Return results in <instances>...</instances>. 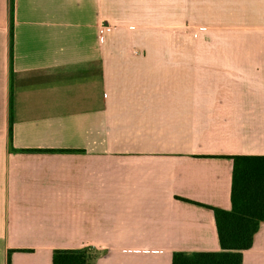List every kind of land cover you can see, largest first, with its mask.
I'll return each mask as SVG.
<instances>
[{
    "label": "crops",
    "instance_id": "obj_1",
    "mask_svg": "<svg viewBox=\"0 0 264 264\" xmlns=\"http://www.w3.org/2000/svg\"><path fill=\"white\" fill-rule=\"evenodd\" d=\"M235 155H264V0H0V264L221 251Z\"/></svg>",
    "mask_w": 264,
    "mask_h": 264
},
{
    "label": "trees",
    "instance_id": "obj_2",
    "mask_svg": "<svg viewBox=\"0 0 264 264\" xmlns=\"http://www.w3.org/2000/svg\"><path fill=\"white\" fill-rule=\"evenodd\" d=\"M232 157V207H212L222 250L176 251L172 264H242V251L252 246L259 222L264 220V155ZM92 259L88 249L53 251V264H94Z\"/></svg>",
    "mask_w": 264,
    "mask_h": 264
}]
</instances>
